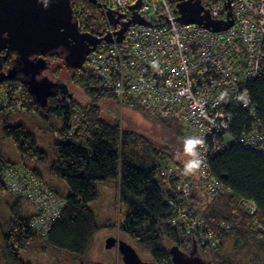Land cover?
I'll use <instances>...</instances> for the list:
<instances>
[{"label":"trees","instance_id":"obj_1","mask_svg":"<svg viewBox=\"0 0 264 264\" xmlns=\"http://www.w3.org/2000/svg\"><path fill=\"white\" fill-rule=\"evenodd\" d=\"M168 1L173 10L181 2ZM104 2L110 6L109 0ZM72 6L83 32L102 37L112 29L104 8L100 9L87 0H73ZM4 55L0 59V70L5 73L13 68L14 63L13 57ZM49 60L53 64L63 63L53 73L57 77L55 81L62 87L48 98L46 104L37 100L22 75H9L6 81L0 80V87L22 85L27 95L28 113L42 117L44 123L51 119L52 114L63 119L62 129H56L60 139H56L54 144L56 157L49 171L51 176L66 181L70 193L63 194L58 186H51L67 204L62 217L43 240L58 251L71 255L76 262L85 258L101 229L89 204L98 199V183L112 182L117 191L115 201L119 211V221L114 227L129 236L143 252L150 254L155 264H173L169 246H176L189 255L196 243L199 255L213 264H235L223 250L226 242L233 241L236 247L257 243L264 250V155L248 149L238 140L251 130L249 110L238 105L229 107L233 118L230 134L236 142L209 161L214 177L230 187L232 193L207 199L200 189L196 171L194 174L184 172V164L189 157L184 153L180 123L153 118L136 103L127 104L157 122L173 141V146L158 149L156 144L144 140L135 131L124 129L119 119L103 118L99 101L112 96L103 92L101 81L90 76L85 66L70 70L60 55ZM63 68L72 71L69 81L60 78ZM71 84L85 94L86 102L75 99L69 88ZM248 91L256 117L264 123V75L249 84ZM78 111L84 115L83 120L71 126ZM73 128L75 134L69 137L68 133ZM4 129L5 135L14 140L24 158H34L40 163L49 160L37 147L34 135L22 125H9ZM9 163L12 162H8L0 151V171ZM168 167L180 168L191 181L192 193L188 198H183L178 192L177 176L170 183L162 176ZM4 194L8 193L0 177V195ZM245 201H254L257 205L254 215L248 213ZM169 202H173L179 211L187 209L189 214L203 218L206 230L220 240L219 248L209 251L194 237L183 234L180 226L173 224L177 211ZM21 203L17 198V202L11 204V229L2 237L7 264H28L21 258V252L36 237L29 226L33 216L23 212Z\"/></svg>","mask_w":264,"mask_h":264},{"label":"built area","instance_id":"obj_2","mask_svg":"<svg viewBox=\"0 0 264 264\" xmlns=\"http://www.w3.org/2000/svg\"><path fill=\"white\" fill-rule=\"evenodd\" d=\"M137 1L109 0V4L126 15L123 23L132 18L129 8ZM140 1L138 14L153 26L134 24L121 43L103 42L105 45L86 57L85 70L123 107L136 103L153 118L180 123L183 139L203 137L205 145L199 151L204 163L196 171L200 189L207 199L229 196L232 189L214 177L209 163L212 156L230 146L228 139L236 142L230 134L233 118L229 107L238 105L249 110L251 130L238 140L264 155V123L256 117L248 91L249 84L264 75V0H231L234 25L221 32L177 22L180 14L168 0ZM226 3L201 0L203 11L214 21L227 20ZM26 105L22 85L0 87V112L28 113ZM75 115L71 126L83 120L80 111ZM54 133V138L60 139L59 133ZM74 134L73 128L68 136ZM162 176L167 183L177 176L180 195H191L192 183L180 168L168 167ZM0 177L7 193L28 205L33 216L29 222L32 235L46 239L62 217L66 200L22 164L9 163L1 169ZM169 204L177 211L173 224L179 225L183 234L194 237L209 251L219 248L220 240L206 230L203 218L189 214L187 209L179 211L173 202ZM244 205L251 216L258 210L254 201H245Z\"/></svg>","mask_w":264,"mask_h":264},{"label":"water","instance_id":"obj_3","mask_svg":"<svg viewBox=\"0 0 264 264\" xmlns=\"http://www.w3.org/2000/svg\"><path fill=\"white\" fill-rule=\"evenodd\" d=\"M73 0H0V59L13 57V68L9 74L15 77L23 76L33 95L42 104L61 89V85L45 75L47 64L43 59L61 56L65 67L80 69L86 62V57L98 50L102 43H121L128 28L134 24L153 26L144 20L138 9L141 1H137L129 11L132 18L119 24L125 18L109 9L104 1L87 0L93 5L104 8L110 25L119 26V29L102 37H96L81 30L80 23L74 14ZM231 0H227L226 21H214L206 11H203L201 0L182 1L177 4L176 13H179L177 22L196 24L213 32H221L233 27L234 20L231 14ZM118 23V24H116ZM116 39H114V37ZM40 57L41 59H39ZM2 64L0 62V69ZM15 72V74H14ZM107 250L117 248L124 264H155L143 262L137 249L125 241L111 237L106 241ZM195 248L189 255L181 252L178 247H172L173 264H213L204 260Z\"/></svg>","mask_w":264,"mask_h":264},{"label":"rangeland","instance_id":"obj_4","mask_svg":"<svg viewBox=\"0 0 264 264\" xmlns=\"http://www.w3.org/2000/svg\"><path fill=\"white\" fill-rule=\"evenodd\" d=\"M63 63L52 64L50 63V72L47 75L53 80L57 77L54 76L58 69L62 67ZM72 71L69 72L63 68L61 70L60 78L69 81ZM71 93H73L75 99L81 103L87 101V97L82 93L79 88L74 84L69 86ZM103 118L106 119H119L124 129L135 131L140 134L142 138L148 142L156 144L158 149L165 146H173V141L164 132L157 122L147 118L141 111H137L133 106H122L115 98L105 96L100 101ZM45 114V113H44ZM16 127L22 125L27 128L29 132H32L35 139H38L37 147L46 155L49 159L46 162L40 163L39 160L31 158H24L19 150H17L14 140L5 135L6 126ZM63 119L59 116L52 114L51 119L44 123L42 117H37L32 112L23 113H0V151L3 153L6 160L13 163L25 162L29 168L33 167L44 174L46 177L50 176V164L56 157V151L54 144L56 142L53 132L56 129H62ZM230 144L234 141L228 139ZM173 148V147H172ZM51 178H53L51 176ZM53 183L57 184L59 190L63 194H68L69 187L66 181H60L56 177L50 179ZM59 183V184H58ZM6 187V186H5ZM115 184L98 183L97 190L99 191L98 199L89 204L90 208L95 212L96 221L101 226L98 235L92 243V248L85 258L76 262L74 257L58 251L54 247H51L45 240L38 237L32 239L24 251L21 252V258L28 264H124L121 255H119L118 249L113 248L107 250L106 241L111 237H115L119 240H123L128 244L134 246L138 254H140L143 262L152 261V257L146 251L143 252L137 243L132 241L129 236L120 233L116 226L119 221V211L116 205L117 191ZM17 202V197L12 194L0 195V264H7L3 254V235L10 232V222L12 219L10 207L11 204ZM23 205V212L30 214V209L25 203ZM234 242H226L223 246V250L227 256L234 261L235 264H264V250L258 246L257 243L251 245H243L242 247L234 246ZM171 249V246H169Z\"/></svg>","mask_w":264,"mask_h":264},{"label":"clouds","instance_id":"obj_5","mask_svg":"<svg viewBox=\"0 0 264 264\" xmlns=\"http://www.w3.org/2000/svg\"><path fill=\"white\" fill-rule=\"evenodd\" d=\"M183 144L184 153L189 157L184 164V172L185 174H194V172L199 170L204 163L199 149L204 147L205 141L203 137L191 136L185 138Z\"/></svg>","mask_w":264,"mask_h":264},{"label":"crops","instance_id":"obj_6","mask_svg":"<svg viewBox=\"0 0 264 264\" xmlns=\"http://www.w3.org/2000/svg\"><path fill=\"white\" fill-rule=\"evenodd\" d=\"M69 100H71V98L69 99ZM0 113H2V112H0ZM4 113V112H3ZM13 113H15V112H13ZM18 113V112H17ZM5 114H7V113H5ZM9 114V113H8ZM25 128V127H24ZM27 129V128H26ZM28 131V130H27ZM29 132V131H28ZM55 132H57V130L55 131ZM32 133V132H31ZM33 134V133H32ZM54 134L55 133H53V136H54ZM34 135V134H33ZM35 137V136H34ZM55 140H56V138H55ZM36 143H38V139H36ZM13 163V162H12ZM13 164H15V163H13ZM20 164H22V165H24L26 168H28L30 171H33V172H35L37 175H38V177L42 180V181H44V182H47V183H49L51 186H54V185H56L57 186V184H55V183H53L50 179H53V178H55V177H53V178H51V175L50 176H45L44 174H42L40 171H38L36 168H33V167H31V168H29V166L25 163V162H20V163H16V165H20ZM59 184V183H58ZM112 264H114V263H112Z\"/></svg>","mask_w":264,"mask_h":264},{"label":"flooded vegetation","instance_id":"obj_7","mask_svg":"<svg viewBox=\"0 0 264 264\" xmlns=\"http://www.w3.org/2000/svg\"><path fill=\"white\" fill-rule=\"evenodd\" d=\"M105 1H107V0H105ZM181 2L182 1H188V0H180ZM109 8L111 9V10H115L116 11V9H115V7L112 5V4H110V6H109ZM121 23V21H119V24ZM116 24H118V23H116ZM117 28H119V26L118 25H116V26H113L112 25V29H117ZM39 59H41L40 57H38ZM50 58L48 57L47 59H43V61L44 62H46V64H47V70H46V72H45V74L47 73V75L49 74V73H52V72H50V69H49V66H50V63H51V65L53 64L50 60H49ZM14 74H15V72H14ZM10 74H9V72H3V71H1L0 70V80H3V81H6V79H7V76H9ZM26 80V79H25ZM64 80V79H63ZM65 81V80H64ZM57 82V81H56Z\"/></svg>","mask_w":264,"mask_h":264}]
</instances>
